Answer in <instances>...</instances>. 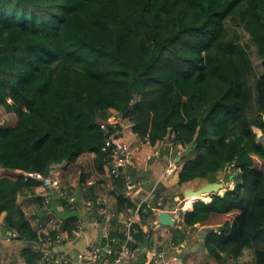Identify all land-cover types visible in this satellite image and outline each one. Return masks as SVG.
<instances>
[{
	"label": "trees",
	"instance_id": "16d2710c",
	"mask_svg": "<svg viewBox=\"0 0 264 264\" xmlns=\"http://www.w3.org/2000/svg\"><path fill=\"white\" fill-rule=\"evenodd\" d=\"M232 25L249 36L261 72ZM0 106L16 115L0 127V212L18 239L38 243L19 251L26 264H40L45 233L15 203L23 189L42 187L23 172L66 165L61 177L95 201L111 155L105 143L116 138L101 128L111 109L151 144L184 148L179 185L238 170L232 189L189 199L181 212L186 226H217L201 244L213 260L194 264H218L226 249L233 261L249 249L264 264V144L254 131L264 135V0H0ZM113 195L114 212L137 207ZM138 213L145 221L153 212L144 202ZM59 218L67 235L80 221L87 230V217Z\"/></svg>",
	"mask_w": 264,
	"mask_h": 264
},
{
	"label": "crops",
	"instance_id": "0c3cea01",
	"mask_svg": "<svg viewBox=\"0 0 264 264\" xmlns=\"http://www.w3.org/2000/svg\"><path fill=\"white\" fill-rule=\"evenodd\" d=\"M123 134L127 143L132 148L134 156L132 157L131 164L122 168L121 176L123 177V184L121 187L113 183V180L105 176L106 180L101 184L100 190L95 189L98 193H104L108 200L109 206L115 209L114 193H122L124 191V185L126 178H132L140 184V191L137 196L132 197V200L136 205L141 197L146 196L152 189V195H159L157 200L155 198L146 200L147 206L152 210V215L147 216L145 221L141 220L134 226L137 231L142 235L137 240L136 245L141 249L142 256L139 264H155L150 261L152 256L162 254L163 259L161 264H194L200 262H211L213 257L203 248L200 244L203 242L199 240V243H194V236H188L189 230L197 228L196 236L200 238L201 231L204 232L202 238L206 235L209 229L217 231V226H201L195 224L193 227H189L183 224L181 219V212L192 209V206L186 209L188 199L180 200L179 195L175 193L177 180H178V168L175 165V170L171 174H165L164 171L168 166V153L169 147L166 141H156L154 144L144 143L142 137L135 134L132 131L131 123L125 119L123 124ZM166 140V139H165ZM168 149H164V147ZM175 148H181L177 146ZM156 151L155 155L152 152ZM150 156V157H149ZM175 156V157H174ZM180 154H173L174 160ZM177 162H175L176 164ZM64 183H68L64 180ZM73 184V183H72ZM188 188V187H187ZM186 189L183 188L182 192ZM82 191L77 185H68L67 191ZM67 192V193H68ZM157 192V193H156ZM172 193L173 200L166 201L164 204L163 195ZM184 195V194H183ZM160 198V199H159ZM44 199V191L42 187H31L30 189H23L16 195L15 203L17 207L22 211L24 217L28 220L31 227L37 232H44L49 230L48 218L53 216H59L65 209V199L59 196H53L51 203L49 204L50 211L45 212L42 208V201ZM41 200V204H40ZM88 200V199H87ZM137 200V201H136ZM91 201V200H90ZM95 202V201H92ZM181 202L183 207H174L173 203ZM77 204V203H76ZM82 205V204H81ZM80 204L76 205L78 216L87 217V230L83 238L78 240L77 243L71 249V253L74 254L78 248L83 247L91 240L99 238L97 217L94 209H84ZM133 210V209H132ZM161 211L168 212L174 220L173 225H162L158 221V214ZM124 211L115 212L116 215L123 213ZM5 211L0 212V264H26L25 260L20 257L19 251L28 247H37L38 243L34 241H26L18 239L17 237L10 236V230L4 221ZM202 228V229H201ZM117 231L122 232L121 227L112 226L111 233ZM117 232H115L117 234ZM137 233V232H136ZM113 234V233H112ZM114 236L119 240H122L117 235ZM183 236V237H182ZM191 240V241H190ZM197 245V246H196ZM218 264H253V255L249 249H245L238 260L233 261L226 249L221 253V260Z\"/></svg>",
	"mask_w": 264,
	"mask_h": 264
},
{
	"label": "built area",
	"instance_id": "2783aa9c",
	"mask_svg": "<svg viewBox=\"0 0 264 264\" xmlns=\"http://www.w3.org/2000/svg\"><path fill=\"white\" fill-rule=\"evenodd\" d=\"M125 119L124 115L111 109L109 116L101 123V128L103 129L111 127L116 137L114 141L111 140V138H107L105 143L111 150L110 160L106 165V176L108 177L119 176L122 168L131 164L132 157L134 156L133 150L127 143L123 134ZM142 140L144 143L150 144L147 136L142 137ZM163 141H166L169 147L168 166L164 173L171 174L175 170V156L173 157V154H175L173 149L175 147L173 148L167 140L164 139ZM155 154L156 151H153L150 156ZM23 174L25 177H31L42 182V191H44L45 198L42 201V208L45 212L51 210L49 204L55 195L67 199L70 205H66L68 207L70 206V209H75L76 205H74V203L77 202V200L76 202L74 200L76 192L73 190L70 191L69 194L67 191L68 184L64 183L65 181L61 177L59 166L55 165L47 175H43L39 172H23ZM139 191L140 184L134 179L127 177L123 194L131 199L137 196ZM152 192L153 190L151 189L145 197H141L136 208L133 210H126L118 215H116L114 210L109 206L105 194L99 193L93 204L100 237L78 248L74 254L68 251V249L83 238L86 233L85 224L82 221L78 222L75 228L72 229L71 235H67L60 218L58 216L49 217V230L44 231L45 237L40 243V264H139L142 251L135 242L134 233L137 232V229L134 225L139 222L138 208L140 204L146 202V199ZM89 201L86 203V209L93 207L92 201ZM112 226L121 227L124 236L120 242L111 233ZM49 232H54L55 235L51 236ZM10 236L17 237V231L11 229ZM162 259V254H159L157 258L156 256H152L150 261H153L155 264H161ZM146 263L144 262L143 264Z\"/></svg>",
	"mask_w": 264,
	"mask_h": 264
},
{
	"label": "rangeland",
	"instance_id": "374dc122",
	"mask_svg": "<svg viewBox=\"0 0 264 264\" xmlns=\"http://www.w3.org/2000/svg\"><path fill=\"white\" fill-rule=\"evenodd\" d=\"M231 30H234L237 33V36L239 37L240 42H242L243 44H245L247 46L248 51H249V54L251 56V59L253 61V65H254L256 71L258 73L261 72V61H260V58L258 57V55L256 53V49L254 48L253 44L250 42L249 36L239 26H237V25H232V29ZM15 119H16V115L15 114H12V113L7 112L2 106H0V127L1 128L2 127L4 128V127L11 126L14 123ZM254 131L256 132V135H257V141L264 144V135H262V133L257 128H255ZM183 151H184V148H182V147L181 148H174L173 149V152L175 153V155L177 153L178 154H180V153L182 154ZM126 166H128V165H126ZM65 167H66V165H63L62 168H60L61 172H62V170L65 169ZM121 172H122V170H121ZM217 179H218L217 181H221V182L224 183V188L222 190H220V191L217 192V194L222 195L224 192H226L229 189H232L236 185L235 182H237L238 179H239L238 170H236L234 168H231L230 169V167H228V168H226V170H223V171L218 172ZM205 183H207V182L204 179H200V178L193 179V180L188 181V182H185V183H183L181 185H179L177 183L178 185H176L175 193L179 195L180 200H184L186 198L189 200L191 197L190 196H184L183 195V192H182V189L185 188V187L186 188L187 187L188 188H193V189L194 188H198V187L202 186ZM78 187L81 188L80 186H78ZM75 192H76V196H75V199H74L75 202L78 199L82 203V206L81 207L85 210L87 208V204L86 203L89 200H87L82 195H80L81 194L80 191L78 192V191L75 190ZM171 194L172 193L170 192L169 194L163 195L164 196L163 197V201H162L163 204L166 201L173 200V197H172ZM211 195L212 194H203L200 197V200L203 199V200H209L210 201L211 200ZM158 197H159V195H155V194L152 195L151 194L146 200H148V199L150 200L152 198H155L157 200ZM64 201H65V205L66 204L67 205H70L68 203L67 199H65ZM209 201H207V202H209ZM91 203H92V206L93 207L92 208H88V209H94V204H93V202H91ZM67 205L65 206V208L70 210V208H69L70 206L68 207ZM74 205H76V203H74ZM172 206H174V207H180V209H181V207L184 208L183 203H181V202L180 203L179 202L173 203ZM86 211H87V209H86ZM208 226H212V225H208ZM197 228H199V227L193 228L192 230H189L190 233H187L188 236H191V235L194 236V238L192 240V241H194V243H199L200 242L199 240H202L203 239L202 237L198 238L196 236L197 230H198ZM201 244H200V247H202Z\"/></svg>",
	"mask_w": 264,
	"mask_h": 264
},
{
	"label": "water",
	"instance_id": "95a60500",
	"mask_svg": "<svg viewBox=\"0 0 264 264\" xmlns=\"http://www.w3.org/2000/svg\"><path fill=\"white\" fill-rule=\"evenodd\" d=\"M190 151V148L186 150V154ZM180 159V156L177 157V160L175 162H178ZM224 188V183L221 181H215V182H207L203 184L202 186L198 188H186L183 191L184 196H189L192 194L200 195V194H215L218 191L222 190ZM79 211L77 210H71L70 212H64L60 216L62 218H65L70 215L78 216ZM158 221L162 225H173L174 220L172 219L171 215L166 211H161L158 214ZM204 234L203 231H201V234H199L200 237H202Z\"/></svg>",
	"mask_w": 264,
	"mask_h": 264
},
{
	"label": "bare ground",
	"instance_id": "6f19581e",
	"mask_svg": "<svg viewBox=\"0 0 264 264\" xmlns=\"http://www.w3.org/2000/svg\"><path fill=\"white\" fill-rule=\"evenodd\" d=\"M230 187V186H229ZM224 191V190H223ZM203 194H200V195H196V194H192V195H189L191 198L190 199H192V198H200L201 196H202ZM203 201H205V200H203Z\"/></svg>",
	"mask_w": 264,
	"mask_h": 264
}]
</instances>
